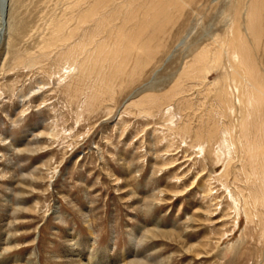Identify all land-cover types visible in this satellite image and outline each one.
I'll return each instance as SVG.
<instances>
[{"label":"rangeland","instance_id":"obj_1","mask_svg":"<svg viewBox=\"0 0 264 264\" xmlns=\"http://www.w3.org/2000/svg\"><path fill=\"white\" fill-rule=\"evenodd\" d=\"M7 22L0 264H264V0H9Z\"/></svg>","mask_w":264,"mask_h":264},{"label":"bare ground","instance_id":"obj_2","mask_svg":"<svg viewBox=\"0 0 264 264\" xmlns=\"http://www.w3.org/2000/svg\"><path fill=\"white\" fill-rule=\"evenodd\" d=\"M8 3H9V0H8ZM3 2H2V0H0V42L2 41V39L4 38V36H5V33H6V29H7V18H8V11H7V14L5 15L4 14V12H3ZM8 8H9V6H8ZM81 252H78V254H76L77 256H79V254H80ZM84 253H86V252H84ZM134 253V252H133ZM82 254V253H81ZM87 254V253H86ZM89 254V259H88V261H87V263H91V264H95L97 261H96V257H95V254L93 253V252H90V253H88ZM92 254V255H91ZM80 257V256H79ZM74 261H79V262H77V263H79V264H87V263H83V262H81V260L80 259H78V260H74ZM94 261H96V262H94ZM5 262H3V264H4ZM96 264H100L99 263V260H98V263H96ZM104 264H116V262L115 261H107L106 263H104Z\"/></svg>","mask_w":264,"mask_h":264},{"label":"water","instance_id":"obj_3","mask_svg":"<svg viewBox=\"0 0 264 264\" xmlns=\"http://www.w3.org/2000/svg\"><path fill=\"white\" fill-rule=\"evenodd\" d=\"M3 2V12L4 14L6 15L7 14V11H8V6H9V3H8V0H2Z\"/></svg>","mask_w":264,"mask_h":264}]
</instances>
